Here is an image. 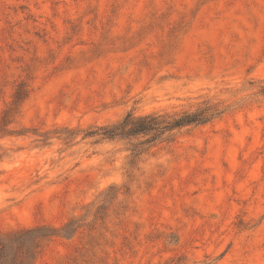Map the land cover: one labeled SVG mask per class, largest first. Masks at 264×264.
Instances as JSON below:
<instances>
[{
    "label": "rangeland",
    "instance_id": "1",
    "mask_svg": "<svg viewBox=\"0 0 264 264\" xmlns=\"http://www.w3.org/2000/svg\"><path fill=\"white\" fill-rule=\"evenodd\" d=\"M0 264H264V0H0Z\"/></svg>",
    "mask_w": 264,
    "mask_h": 264
},
{
    "label": "trees",
    "instance_id": "2",
    "mask_svg": "<svg viewBox=\"0 0 264 264\" xmlns=\"http://www.w3.org/2000/svg\"><path fill=\"white\" fill-rule=\"evenodd\" d=\"M212 118L213 114L207 111H185L178 115L152 113L138 117L128 114L121 122L98 127L92 132H89L88 135L99 136L101 139L106 140H113L115 138H132L137 140L139 138H145L144 141L136 143V146H139L151 144L174 130H180L191 125L204 124ZM133 151L135 152L137 149H133Z\"/></svg>",
    "mask_w": 264,
    "mask_h": 264
}]
</instances>
